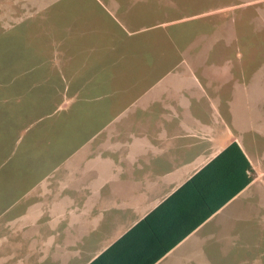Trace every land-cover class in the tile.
Segmentation results:
<instances>
[{"label": "crops", "instance_id": "1", "mask_svg": "<svg viewBox=\"0 0 264 264\" xmlns=\"http://www.w3.org/2000/svg\"><path fill=\"white\" fill-rule=\"evenodd\" d=\"M8 2L12 7L0 12L18 16L21 23L17 27L21 29L2 34L10 40L29 41V99H48V106L42 105V109L55 108L50 106L53 100L66 110L67 116L58 124L63 126L62 137L67 144L80 132H84L79 134L82 138L87 136L90 126L91 133L98 132L120 104L138 102L147 93L157 92L159 85L168 89L177 83L181 75L173 72L180 74L185 63L194 83H206L210 78L208 82L217 85L218 94L229 89L225 85L235 77L231 70L198 75L196 70L202 65L192 58L213 53L214 46L225 43L218 27L213 35H192L187 30L183 34L187 36L179 38L181 33L174 32L192 17L138 26L121 15L130 11L116 0ZM138 12L145 11L142 7ZM180 43L188 45L180 56L162 51V45ZM197 45L199 52L191 54ZM230 56L235 62L240 54ZM232 88L238 97L251 89ZM199 89L194 94L201 98L203 90ZM168 90L174 93L175 88ZM175 94L170 97L175 100L159 101L157 95L155 99L145 98L144 103L150 102L151 107L140 105L139 109L154 105L152 120L139 117L136 123L143 126V132L123 140L122 149H107L106 165L90 168L89 183L73 184L74 197L60 196L68 189L63 184L57 198H43L47 200H43L38 214L21 219L29 222L25 230L9 229L2 235L8 239L4 249L0 248V264H89L233 142L249 161L251 183L156 264H257L256 260L264 259V249L256 239L257 203L250 192L263 160L253 136L254 126L236 123L233 111L249 105L223 101L221 106L212 107L226 110L225 118L213 120L210 102L184 101ZM191 94L188 99H192ZM73 107L85 110L87 118L73 120L69 116ZM237 131L250 136L242 139L243 135L232 134ZM130 218L134 219L132 225L106 246L103 239L114 236L119 225L122 230L123 222Z\"/></svg>", "mask_w": 264, "mask_h": 264}, {"label": "rangeland", "instance_id": "2", "mask_svg": "<svg viewBox=\"0 0 264 264\" xmlns=\"http://www.w3.org/2000/svg\"><path fill=\"white\" fill-rule=\"evenodd\" d=\"M0 4V10L12 7L8 0H0ZM116 4L124 5V8L130 12L121 13V15H127L129 20L138 26L192 17L190 23L179 25L178 29H182L174 32L181 33L179 38L187 36L183 35L187 30L192 35H213L216 32L215 27H218V35L225 44L214 46L213 53H207L208 55L202 53L200 55L203 57L197 56L192 59L200 61L199 66L202 65L196 70L198 75L212 74L217 70H231L235 77L231 84L225 85L229 89L216 93L217 85H211L208 82L210 78L206 79V83L202 81L200 84L197 80V83H194L191 80L193 73L186 72L188 66L185 63L181 67L180 74L173 72L181 75L179 81L168 85V89L175 88L174 93L164 89L167 86L159 85L157 92L147 93V97L151 100L157 95L159 101L175 100L170 97H176L175 93H178L180 97L185 98L182 99L184 101H208L211 106L210 116L213 120L219 117L225 118L226 110L212 107L221 106L223 101H241L249 105L248 108L233 111L236 123L254 126L255 133L252 134L258 142L257 150L263 160L256 169L257 182L250 192L257 203L258 216L255 223L258 237L256 239L258 245L264 249V0H116ZM142 7L145 12H138ZM20 23L18 16L9 14L7 11L0 12L1 249H4L8 239L2 235L8 234L9 229L25 230L29 222L21 219L24 216L38 214L37 211L44 207L43 200H47L43 198L50 200L57 198L63 191L61 189L63 184L67 185L68 189L60 196L74 197L73 184L89 183L90 168L106 165L107 149L111 151L122 149L123 140L143 132V126L136 123L138 118L152 120L156 110L153 108L154 105L152 108L139 109L140 105H142L141 108L146 105L151 107L148 105L150 102L144 103V100H148L145 99L147 97L132 104L119 103L121 106L115 109L107 124L98 128V132L91 133L93 130L90 126L87 136L82 138L79 134L84 132H80L77 136L82 139L79 140L77 137L69 144L65 143L62 137L65 132L58 121L67 116L66 110L58 108V102L54 103L53 100H50V106L55 108L42 109V105L48 106V99L45 101L36 97L29 99V41L22 38L10 40L3 36L4 32L6 34L7 31L21 29L17 27ZM3 26L9 30L4 29ZM231 28L234 30V37L230 32ZM186 47L188 45L182 43L161 46L162 51L165 53L173 51L174 56H180L183 52L181 50ZM194 48L195 51H191V54L198 53L200 46L197 45ZM233 53L240 54L235 62L229 58ZM163 56L167 57V54ZM240 86L251 87V89L239 98L232 92V87L237 89ZM198 87L203 90L201 98L194 94L200 91V89L197 90ZM189 94L192 95V99L187 98ZM166 96L168 98H165ZM84 111L73 107L69 116L73 120L85 119L87 116ZM79 120L74 122L77 123ZM232 134H241L242 139L245 138L244 136H250L248 133L244 135V132L238 131ZM30 175L34 178L30 179ZM148 207L150 206H146V209ZM133 220L130 218L124 221L122 230V225L117 226V230L112 234L114 236L103 239L105 245L113 243L118 238L115 235L123 234L132 225ZM245 259V257L242 258V260ZM256 261L257 264H261L264 259Z\"/></svg>", "mask_w": 264, "mask_h": 264}, {"label": "trees", "instance_id": "3", "mask_svg": "<svg viewBox=\"0 0 264 264\" xmlns=\"http://www.w3.org/2000/svg\"><path fill=\"white\" fill-rule=\"evenodd\" d=\"M251 181L249 161L229 144L89 264H156Z\"/></svg>", "mask_w": 264, "mask_h": 264}]
</instances>
